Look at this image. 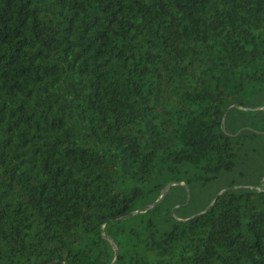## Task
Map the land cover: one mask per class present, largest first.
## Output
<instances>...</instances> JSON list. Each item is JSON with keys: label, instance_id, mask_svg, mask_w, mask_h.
I'll use <instances>...</instances> for the list:
<instances>
[{"label": "trees", "instance_id": "16d2710c", "mask_svg": "<svg viewBox=\"0 0 264 264\" xmlns=\"http://www.w3.org/2000/svg\"><path fill=\"white\" fill-rule=\"evenodd\" d=\"M110 240L264 264V0H0V264Z\"/></svg>", "mask_w": 264, "mask_h": 264}, {"label": "water", "instance_id": "95a60500", "mask_svg": "<svg viewBox=\"0 0 264 264\" xmlns=\"http://www.w3.org/2000/svg\"><path fill=\"white\" fill-rule=\"evenodd\" d=\"M174 186H183V184H181V183H172V184L168 185V186H167V189H166V191H165V193H164V195H163V197H162V198H161L156 204H154V205H152V206H149V207H147V208H145V209H141V210H139V211H137V212H135V213H132V214H130V215H128V216H126V217L120 219V220H117L116 222H117V223H121V222L127 221V220H129V219H132V218H134V217L140 215V214H143V213H145V212L151 211L152 209L158 207L159 205H161V204L163 203V201H164V200L166 199V197L168 196L170 190H171ZM224 192H225V191H224ZM224 192H222V193L216 198V200L213 202V204H212V205H211V206H210V207H209L204 213L208 212V211L214 206V204H215V202L217 201V199H218V198H219ZM190 201H191V193H190V191H189V192H188V201H187L186 206L189 205ZM173 212H174V211H173ZM204 213H202L201 215H203ZM201 215H199V216H201ZM199 216H197V217H199ZM110 242H111V244L113 245V247H114V249H115V260H114L113 264H117L118 261H119L120 250H119V248L117 247V245L115 244V242H113L112 240H110Z\"/></svg>", "mask_w": 264, "mask_h": 264}]
</instances>
